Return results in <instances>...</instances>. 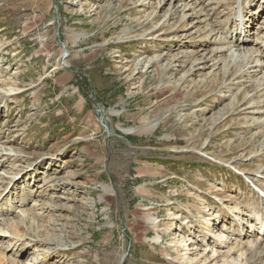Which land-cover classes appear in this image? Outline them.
Returning <instances> with one entry per match:
<instances>
[{"label": "rangeland", "instance_id": "374dc122", "mask_svg": "<svg viewBox=\"0 0 264 264\" xmlns=\"http://www.w3.org/2000/svg\"><path fill=\"white\" fill-rule=\"evenodd\" d=\"M263 73L264 0H0L4 264H264Z\"/></svg>", "mask_w": 264, "mask_h": 264}, {"label": "bare ground", "instance_id": "6f19581e", "mask_svg": "<svg viewBox=\"0 0 264 264\" xmlns=\"http://www.w3.org/2000/svg\"><path fill=\"white\" fill-rule=\"evenodd\" d=\"M245 17V16H244ZM213 33V35H214V37H215V41L217 40L218 42H221V39H220V34L218 35V31H216V30H214V29H211L210 30V34H212ZM209 34V35H210ZM211 36V35H210ZM79 39H80V37L79 36H77L76 38H75V42H78L79 41ZM233 44V43H232ZM233 47V46H232ZM232 47H226V51L228 52V54H227V58L228 57H230V60H229V62L228 63H225V61H224V63H223V66H226V65H230V69H231V73L233 72L234 73V76L236 77V76H238L239 74H240V72H241V69L243 68V67H247V66H249L250 64H258V63H260V66H254L253 68H255V69H262L263 68V65H262V63H261V61L259 60V58L261 57V56H263V51H261V49L260 50H254V51H252V50H245L242 54H240V56H237L236 54L237 53H235L234 52V50H232L233 48ZM224 50H223V44H222V46H219L217 49H215V50H213L212 51V54L214 53V54H218L219 52H223ZM64 53L65 52H62V58L61 59H63L64 57H65V55H64ZM66 54V53H65ZM238 60H242V62H243V67H241V68H239V69H235V65L236 64H234V62L236 63ZM174 61V60H173ZM177 61V60H176ZM178 62V61H177ZM206 60H204V61H202V60H200V62L199 63H203V65H201V67L200 68H197V70H199V69H203L204 67H205V65H206ZM232 62V63H231ZM148 63V62H147ZM147 65V64H146ZM173 65V64H172ZM195 71V70H194ZM226 71V70H225ZM261 71V70H260ZM227 72V71H226ZM160 75V74H159ZM243 75V73L241 74V76ZM262 75H264V73L262 74ZM263 77V76H262ZM261 83V82H260ZM258 85V87L257 88H259L260 87V84L258 83L257 84ZM196 87V86H195ZM263 91V90H262ZM248 94V93H247ZM245 96V95H244ZM257 102V101H256ZM251 104V102L249 101V103L247 104V105H250ZM143 157V156H142ZM145 168V167H144ZM151 169V168H150ZM153 169V168H152ZM263 211V210H262ZM23 214H25L24 212H22ZM256 220H257V222L258 223H260V224H264V222L259 218V216H257L256 217ZM30 222V221H29ZM18 223H20V222H18ZM18 223H17V225H18ZM31 223V222H30ZM242 225V224H241ZM257 225V224H256ZM19 226H21V224L19 225ZM262 226V225H261ZM261 226H259L257 229H259V230H261ZM8 228L11 230V229H13L14 231H16V232H18L17 230V228H16V223H14V224H9L8 225ZM176 229V228H175ZM209 232H211L212 230H208ZM222 231V230H221ZM9 232H11V231H9ZM7 230H5V227L3 228V227H0V236H2V235H4L5 233H8V234H10ZM218 232H219V230H218ZM7 234V235H8ZM259 234V233H258ZM6 235V236H7ZM15 235H17V233H14V236ZM219 235V237H221V238H223L224 236L220 233V234H218ZM12 236H13V233H12ZM12 236H10V237H12ZM18 236V235H17ZM22 236V235H21ZM212 235L210 234L209 235V237H211ZM4 237V236H3ZM20 237V236H19ZM216 237H217V235H216ZM12 238H14V237H12ZM15 238H17V237H15ZM14 238V239H15ZM4 239V238H3ZM17 240H18V238H17ZM17 240H16V242H17ZM258 240H260V239H258V237H256L255 239H254V241H248L247 242V244H245V246H246V248H247V251H248V253H250V260H252V259H258V258H260L261 257V255H264V247L263 248H261L262 246H261V242L260 241H258ZM19 241H20V239H19ZM182 242V241H181ZM175 243H177L178 245H177V247L179 246V247H181V245L182 244H180L179 243V241H175ZM225 244V243H227L226 241L225 242H222V243H220V246H221V244ZM184 244V243H183ZM239 245H241V243H238ZM203 245V244H202ZM201 245V246H202ZM188 247L189 246H187V245H184L183 246V248L184 249H182V258L184 259L183 261H187V260H189V255L188 254H190V252H188ZM210 247H213V246H210L209 244H207V245H205V250H207V253H209L208 251H212V254L210 255V256H206V255H204V254H202V253H200V254H202V256L199 258V260H202V261H206V260H208L209 259V257L211 258V259H213V261H215V259H217L218 257H221L222 256V254L221 253H218L217 254V251H215V250H213V248L211 249ZM259 249H260V252H258L259 251ZM193 251V253H197L198 254V247H194L193 246V249H192ZM205 250H203V251H205ZM180 251V250H179ZM185 251V252H184ZM200 251V250H199ZM184 252V253H183ZM188 252V253H187ZM181 253H179V254H181ZM231 253H236V252H234V250H229V252H228V254L229 255H231ZM245 253H238V257H237V259L235 258H233L232 259V257L231 258H229V259H231L230 260V262L229 261H226V262H228L227 264H241V263H243L242 261H241V259L242 258H244L245 257V255H244ZM196 255V254H195ZM197 256V255H196ZM36 257H38V256H36ZM236 257V256H235ZM228 259V260H229ZM36 260H38V258L36 259ZM198 260V262H200ZM218 260V259H217ZM243 260V259H242ZM223 261H225V260H223ZM4 262H7V260L5 259V258H3V257H1L0 256V264H4ZM11 262V264H20L19 262H17V261H14V260H11L10 261ZM189 262V261H188ZM247 263L248 262H250L248 259H247V261H246ZM206 264L208 263V262H205ZM215 263V262H214ZM195 264V263H194ZM199 264V263H198ZM201 264V263H200Z\"/></svg>", "mask_w": 264, "mask_h": 264}, {"label": "water", "instance_id": "95a60500", "mask_svg": "<svg viewBox=\"0 0 264 264\" xmlns=\"http://www.w3.org/2000/svg\"><path fill=\"white\" fill-rule=\"evenodd\" d=\"M63 49L65 50V47L63 46ZM67 55V54H66ZM66 55H65V57H66Z\"/></svg>", "mask_w": 264, "mask_h": 264}]
</instances>
